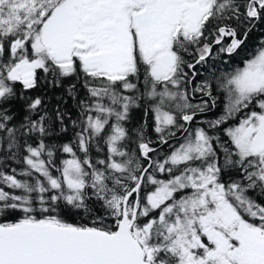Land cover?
Segmentation results:
<instances>
[{
	"label": "snow or ice",
	"instance_id": "6c2138e0",
	"mask_svg": "<svg viewBox=\"0 0 264 264\" xmlns=\"http://www.w3.org/2000/svg\"><path fill=\"white\" fill-rule=\"evenodd\" d=\"M257 30L264 0H0V264H264V40L189 90Z\"/></svg>",
	"mask_w": 264,
	"mask_h": 264
},
{
	"label": "trees",
	"instance_id": "16d2710c",
	"mask_svg": "<svg viewBox=\"0 0 264 264\" xmlns=\"http://www.w3.org/2000/svg\"><path fill=\"white\" fill-rule=\"evenodd\" d=\"M252 40H253V46H250L248 51L244 53L242 57H237L235 58V60H229L227 55H223L222 59L213 58V60L211 61V64H212L211 67L208 64L200 66V69H199L200 73L198 72L199 75L198 77H196V80L193 82V84L189 85V90L191 91V88H193L196 83L202 80H206V79L210 80L212 78L211 76L212 73L219 75L222 72L232 71L236 67H243V61L251 58V56L254 55L256 51H258L259 42L261 40H264V33H261L259 30H257L255 34L253 35ZM186 71L188 70L186 69ZM69 83H70L69 81H65L64 84L60 88H49V89H46L43 93H37V94H43L47 97L49 108H52L54 105H57V102L59 100L66 101L65 104H61L60 106L62 108L67 109L72 114V118L75 119V114L77 113L78 110L74 102L72 101L71 97L68 96L67 94V88L69 86ZM78 87H79V84H78ZM84 92L85 90L81 87L80 94L83 95ZM208 99H209L208 97L202 96L201 94L197 93L195 97L192 98V103L197 104V103H201L202 100H208ZM223 114H224V104L218 100L217 105L215 107H211L210 110L199 114L197 116V119L191 125H186V127H188L190 131L197 127H205L207 129V121L218 119ZM137 119L142 120V117L138 114ZM240 119L241 117L237 116L236 118L229 120L227 124L224 125V127L237 126ZM209 131L215 135L221 136L222 139H227V137L221 132H216L215 130H210V129ZM186 135L187 133L178 132L176 137L170 141V145L172 147H169V145L161 146V149H160L161 158L164 155H166L168 152H170L173 147H178L179 143L183 142V139ZM72 139H73V133H72L71 126L69 125V131L67 133L61 134L58 139L53 140V143H56L59 145L62 143L70 142ZM70 158L71 157L69 154L59 153L58 154V166L60 165V163H62L64 159H70ZM10 163H11V167L17 168V171L19 172L22 166L14 162H10ZM4 171H7L9 174H11V168H6L4 169ZM18 178L23 179V177H20V176H18ZM0 187H3L6 191H12L8 189L6 185L0 184Z\"/></svg>",
	"mask_w": 264,
	"mask_h": 264
},
{
	"label": "flooded vegetation",
	"instance_id": "af4514ba",
	"mask_svg": "<svg viewBox=\"0 0 264 264\" xmlns=\"http://www.w3.org/2000/svg\"><path fill=\"white\" fill-rule=\"evenodd\" d=\"M197 69H198V72H199V69H200V65H198L197 66ZM200 73V72H199ZM199 73H198V75H199ZM198 75H197V77H198Z\"/></svg>",
	"mask_w": 264,
	"mask_h": 264
}]
</instances>
